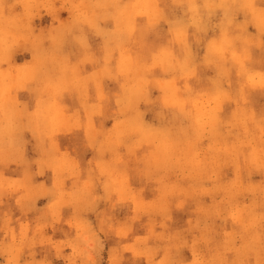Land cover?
<instances>
[{
    "label": "clouds",
    "instance_id": "obj_1",
    "mask_svg": "<svg viewBox=\"0 0 264 264\" xmlns=\"http://www.w3.org/2000/svg\"><path fill=\"white\" fill-rule=\"evenodd\" d=\"M0 264H264V0H0Z\"/></svg>",
    "mask_w": 264,
    "mask_h": 264
}]
</instances>
